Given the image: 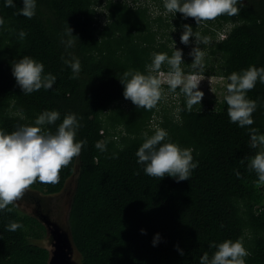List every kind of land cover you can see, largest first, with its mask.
<instances>
[{
  "label": "trees",
  "instance_id": "trees-1",
  "mask_svg": "<svg viewBox=\"0 0 264 264\" xmlns=\"http://www.w3.org/2000/svg\"><path fill=\"white\" fill-rule=\"evenodd\" d=\"M243 3L234 16L196 23L179 12L166 13L162 0H37L31 18L16 14L22 0L14 7L0 0L5 21L0 26V128L11 132L34 123L43 110L56 109L60 118L44 127L55 131L73 112L80 124L76 139L86 140L79 156L61 168L57 183L36 181L28 188L41 197L70 193L66 225L78 264H200L215 243L237 238L249 250L247 264H264V185L255 183L256 174L247 167L250 157L264 150L251 146L248 131L264 133V84L257 81L247 92L257 104L252 125L230 122L223 99L224 78L231 72L264 66V0ZM184 24L194 33L187 44L180 41ZM21 29L24 39L18 37ZM190 43L204 53L200 78L219 79L214 88L220 96L202 97L191 110H185L183 94L168 92L166 83L152 109L123 97L122 73L145 71L153 52L171 55L179 48L182 71H194ZM23 55L43 62L44 71L56 76L52 89L22 93L11 61ZM74 57L80 61L76 77L65 63ZM157 127L167 130V139L193 149L199 163L188 180L149 176L137 164L143 133ZM12 221L21 227L9 230ZM45 236L38 217L9 204L0 210V264H47L49 250L35 243Z\"/></svg>",
  "mask_w": 264,
  "mask_h": 264
},
{
  "label": "clouds",
  "instance_id": "clouds-1",
  "mask_svg": "<svg viewBox=\"0 0 264 264\" xmlns=\"http://www.w3.org/2000/svg\"><path fill=\"white\" fill-rule=\"evenodd\" d=\"M166 13L179 12L182 18L192 17L196 23L211 20L221 14L234 16L243 7V0H162ZM6 7L15 6V0H4ZM37 0H22L18 15L31 18L35 15ZM5 23L0 17V26ZM181 43L187 44L194 36L192 27L182 25ZM68 34L72 29L68 26ZM27 33L21 29L19 39H24ZM223 36V34H220ZM203 39H207L204 37ZM67 45L72 41L68 40ZM193 57L190 73H184L181 68L182 50L175 48L171 55L166 52L151 53L150 62L145 65V71L127 69L119 81L123 86L122 95L138 108L152 109L162 98L165 91L162 83L167 84V91L175 93L177 89L185 97V110H191L195 104H200L203 91L199 88L200 72L203 68V51L193 47L189 53ZM76 77L80 72L79 58L65 60ZM162 65H167V71H162ZM11 73L22 93L29 94L41 88L52 89L56 76L44 71L43 62L29 55L20 56L11 61ZM163 76V81L161 77ZM226 94L223 99L227 104L229 121L238 127L253 124L252 113L257 104L248 98L247 92L257 81L264 84V66L249 65L239 72L233 71L226 78ZM60 118L56 109L43 110L32 124H20L15 130L8 132L0 128V210L21 198L26 189L34 182L55 184L60 179V170L69 165L74 157L79 156L86 140L76 139L80 127L77 114L66 113L62 121L56 125L55 131L46 129ZM252 147L258 144L264 148V133H258L255 128L248 129ZM144 139L136 150L137 164L141 165L146 175L162 178L165 175L176 181L188 180L191 171L198 166L193 159L191 147H181L176 142L167 139L166 129L157 127L150 135L143 133ZM96 147L103 150V145L97 142ZM247 167L256 174L257 184L264 185V150L257 151L250 157ZM235 171V170H234ZM239 176V171H236ZM6 227L16 230L21 227L12 221ZM143 232L144 230L141 229ZM159 234L153 239L157 242ZM179 250V249H178ZM181 254L182 253V250ZM250 255L241 238L224 239L215 243V251L209 256L205 252L200 257V264H247L246 257Z\"/></svg>",
  "mask_w": 264,
  "mask_h": 264
},
{
  "label": "rangeland",
  "instance_id": "rangeland-1",
  "mask_svg": "<svg viewBox=\"0 0 264 264\" xmlns=\"http://www.w3.org/2000/svg\"><path fill=\"white\" fill-rule=\"evenodd\" d=\"M221 37H224V36L220 35L219 38H221ZM195 46L198 47L195 43L189 44L188 55L191 52L192 48ZM189 56H191V55H189ZM161 79L163 81V79H164L163 76L161 77ZM200 79H201V82L199 84V88L204 93L203 98L209 99L215 93L217 94V96H220V94H218L214 88L215 87L214 84L220 82L219 79H216V80H213L212 78H205V79L200 78ZM219 84H221V83H219ZM36 194L37 193H35L33 191L31 192L28 189H26L23 196L18 199V200H20V203L17 205L21 209L24 208L25 212H27L28 214H30V215L33 214L35 216L37 215L39 219L42 218L41 220H43V217H44V219L46 221L58 222V220H59L62 223L66 217V211H67L69 200H70L69 194L68 193H59L58 195H56L54 197H45L46 199L49 200V201H46V203L41 200V198L44 199L43 198L44 196L41 197L39 194H37L38 197L40 198L39 199L40 204H41L40 206H39V204L34 205V202H37L36 199L34 198L36 196ZM42 204H44L45 206H42ZM38 206H39V210H38ZM34 209H36V212L33 211ZM22 211H23V209H22ZM46 231H47L46 236L39 241H35V243H37L40 246L46 247L49 250L50 248H52V246H51L52 238H51L50 230L47 228ZM69 257H70V263L71 264H78L79 255L74 250L71 252Z\"/></svg>",
  "mask_w": 264,
  "mask_h": 264
},
{
  "label": "water",
  "instance_id": "water-1",
  "mask_svg": "<svg viewBox=\"0 0 264 264\" xmlns=\"http://www.w3.org/2000/svg\"><path fill=\"white\" fill-rule=\"evenodd\" d=\"M68 194L70 197L71 195L69 192ZM43 198L45 200H48L45 197ZM17 202H20V201L17 200ZM69 207H70V200H69L68 208L66 211V217L62 223L59 220L58 222L46 221L44 217H43V220H41L42 218L39 219L44 224V226H46L45 228L46 229L48 228L50 230V234L52 238V242H51L52 248L49 249V258H48L47 264H71L69 255L71 254L73 249H72V246L70 245L69 230L67 229V226L65 225L68 219ZM55 226L57 228H55ZM59 239H61V242H62L61 244L57 243Z\"/></svg>",
  "mask_w": 264,
  "mask_h": 264
},
{
  "label": "flooded vegetation",
  "instance_id": "flooded-vegetation-1",
  "mask_svg": "<svg viewBox=\"0 0 264 264\" xmlns=\"http://www.w3.org/2000/svg\"><path fill=\"white\" fill-rule=\"evenodd\" d=\"M34 195H35V194H34ZM34 198H35L36 201H37V202H34V205H35V204H39V206H40V205H41V204H40V200H39L40 198L38 197V195L36 194V196H35ZM41 200L44 201L45 203H46V201H49V200H45V199H42V198H41ZM19 201H20V200H19ZM15 203H16V204H19L20 202L15 201ZM25 204H26V203H25ZM26 205H27V204H26ZM39 206H38V210H39ZM42 206H45V205L42 204ZM22 209H23V211L25 212L24 208H22ZM44 209H45V208H44ZM33 211L36 212V209H34ZM26 213H27V212H26ZM32 215H33V214H32ZM34 216H35V215H34ZM36 217H38V216L36 215ZM39 217H40V216H39Z\"/></svg>",
  "mask_w": 264,
  "mask_h": 264
},
{
  "label": "bare ground",
  "instance_id": "bare-ground-1",
  "mask_svg": "<svg viewBox=\"0 0 264 264\" xmlns=\"http://www.w3.org/2000/svg\"><path fill=\"white\" fill-rule=\"evenodd\" d=\"M56 226H57V225H56ZM56 226H55V228L58 227V226H57V227H56ZM56 236H57V235H56ZM57 243H58V244H59V243L61 244V243H62V242H61V239H59V241H57Z\"/></svg>",
  "mask_w": 264,
  "mask_h": 264
}]
</instances>
